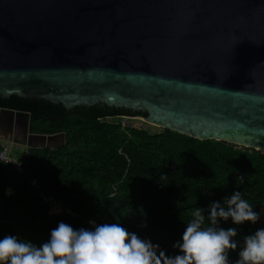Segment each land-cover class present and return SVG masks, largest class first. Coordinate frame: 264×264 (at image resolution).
<instances>
[{"label": "water", "instance_id": "95a60500", "mask_svg": "<svg viewBox=\"0 0 264 264\" xmlns=\"http://www.w3.org/2000/svg\"><path fill=\"white\" fill-rule=\"evenodd\" d=\"M11 95L124 108L264 152V0H0V98ZM16 117L29 148L64 144L0 108V124Z\"/></svg>", "mask_w": 264, "mask_h": 264}, {"label": "trees", "instance_id": "16d2710c", "mask_svg": "<svg viewBox=\"0 0 264 264\" xmlns=\"http://www.w3.org/2000/svg\"><path fill=\"white\" fill-rule=\"evenodd\" d=\"M0 100L1 106L23 111L32 132L65 133L58 148H29L23 174L0 160V239L11 235L40 247L61 222L90 231L118 223L158 245V253L174 257L180 254L174 245L182 243L196 209L203 210L202 227L212 226L210 205L219 202L227 207L225 199L235 191L260 213V219L239 225L230 218L219 221L217 226L237 230L233 238L237 248L229 250V264L239 259L244 242L238 240L264 228V152L260 150L162 127L122 129L120 118L101 111L104 107L130 116L140 114L124 108L67 109L61 103L16 95ZM241 177L243 182L238 181ZM35 184L78 217L50 215ZM7 188L11 194H6Z\"/></svg>", "mask_w": 264, "mask_h": 264}, {"label": "clouds", "instance_id": "9594fccd", "mask_svg": "<svg viewBox=\"0 0 264 264\" xmlns=\"http://www.w3.org/2000/svg\"><path fill=\"white\" fill-rule=\"evenodd\" d=\"M243 182V178H238ZM227 207L219 202L210 205L209 220L212 226L202 227L203 210L197 208L193 220L187 224L182 243L174 247L178 255L166 256L157 252L158 245L129 233L118 223H105L94 230H74L59 223L51 231L50 240L40 247L6 236L0 239V264H229V250H235V228L225 230L219 221L229 218L236 225L244 222L255 224L260 213L235 191L226 198ZM236 264H264V228L244 238Z\"/></svg>", "mask_w": 264, "mask_h": 264}, {"label": "built area", "instance_id": "2783aa9c", "mask_svg": "<svg viewBox=\"0 0 264 264\" xmlns=\"http://www.w3.org/2000/svg\"><path fill=\"white\" fill-rule=\"evenodd\" d=\"M102 119V118H101ZM126 119H134L132 116L124 115L120 117V124L121 128L125 129L126 127L130 126L127 125ZM5 141V144H0V160L13 165L14 169L17 173H24V166H23V158L24 153L28 151L29 147L24 145L21 142L13 141V140H3ZM24 146L23 152L20 154H14L12 153V149L16 148L17 146ZM32 181V180H31ZM36 190L39 192V197L41 200L48 206V213L50 215H62V214H68L72 217H78V214L70 209V207H67L63 205L61 202H59L53 195L51 194H45L42 190L39 184H35ZM90 224H93V220L88 221Z\"/></svg>", "mask_w": 264, "mask_h": 264}, {"label": "flooded vegetation", "instance_id": "af4514ba", "mask_svg": "<svg viewBox=\"0 0 264 264\" xmlns=\"http://www.w3.org/2000/svg\"><path fill=\"white\" fill-rule=\"evenodd\" d=\"M1 102L2 100H0V108L2 107V108H7L9 110H15L18 114L20 113L23 115L24 113L23 111H19L18 109L12 107L1 106L2 105ZM101 111L103 113H106V116L108 117L114 116L116 118H120L121 116L128 115L126 112H118L114 108L106 109L103 107ZM28 122L30 124V132H32L31 120L29 117H28ZM24 132H25L24 121L20 117L15 118V123L2 122V124H0V140H13V141L21 142L22 140L21 137L23 136Z\"/></svg>", "mask_w": 264, "mask_h": 264}, {"label": "rangeland", "instance_id": "374dc122", "mask_svg": "<svg viewBox=\"0 0 264 264\" xmlns=\"http://www.w3.org/2000/svg\"><path fill=\"white\" fill-rule=\"evenodd\" d=\"M128 116H130V115H128ZM132 117H135V116H132ZM126 123H127V125H130V126H137V127L141 126V127H144V128H149L152 131H157L159 129L158 126L147 124V123H145L144 121L140 120L137 117L134 118V119H126ZM0 144L4 145L5 141L0 140ZM23 150H24V146H22V145L21 146H17L16 148L12 149V153L18 155L21 152H23ZM7 190L9 191V189H7Z\"/></svg>", "mask_w": 264, "mask_h": 264}, {"label": "crops", "instance_id": "0c3cea01", "mask_svg": "<svg viewBox=\"0 0 264 264\" xmlns=\"http://www.w3.org/2000/svg\"><path fill=\"white\" fill-rule=\"evenodd\" d=\"M7 189H9V192H10V193H7ZM7 189H6V193H7V194H11V193H12V189H11V188H7Z\"/></svg>", "mask_w": 264, "mask_h": 264}, {"label": "bare ground", "instance_id": "6f19581e", "mask_svg": "<svg viewBox=\"0 0 264 264\" xmlns=\"http://www.w3.org/2000/svg\"><path fill=\"white\" fill-rule=\"evenodd\" d=\"M7 193H9V191L7 190Z\"/></svg>", "mask_w": 264, "mask_h": 264}]
</instances>
